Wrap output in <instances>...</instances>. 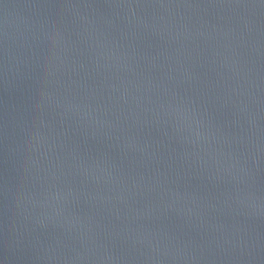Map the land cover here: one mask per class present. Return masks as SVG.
<instances>
[{
  "label": "water",
  "instance_id": "95a60500",
  "mask_svg": "<svg viewBox=\"0 0 264 264\" xmlns=\"http://www.w3.org/2000/svg\"><path fill=\"white\" fill-rule=\"evenodd\" d=\"M0 264H264V0H0Z\"/></svg>",
  "mask_w": 264,
  "mask_h": 264
}]
</instances>
